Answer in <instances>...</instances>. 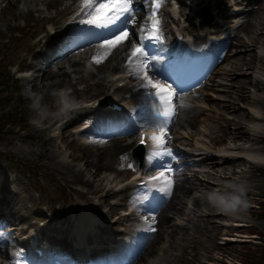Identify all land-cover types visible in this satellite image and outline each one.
Here are the masks:
<instances>
[{"label":"rangeland","instance_id":"rangeland-1","mask_svg":"<svg viewBox=\"0 0 264 264\" xmlns=\"http://www.w3.org/2000/svg\"><path fill=\"white\" fill-rule=\"evenodd\" d=\"M9 1L8 5H13L15 10L16 7L19 10V3L16 5L12 0ZM207 1L212 3L213 10L219 13L224 10L234 12L233 3L246 9L252 8L253 15L252 12H249V15L246 12L238 15L239 19L244 22L229 33L232 38L230 40H236L241 36L247 41L246 45L248 46L245 48L231 47L232 52L227 48L225 54L227 52V55L234 57L226 61L227 55H224L215 61L211 72L204 79V83L210 84L208 85L210 87L202 89L204 95L201 98L204 99L200 98L201 90H196L200 113L198 112V117L190 124L196 136L190 137L191 130L185 128V121L179 120L177 117L176 129L184 128L183 130L186 131L187 137L183 139L187 141V145H182L184 150L194 154H203L186 158L195 160V162L188 166L189 170L183 172L185 174H181L182 180H176L180 184L176 186L177 189L174 187L173 195L178 192V187L188 185L191 181L197 183L198 188L186 193L188 196L184 197V200H177L180 203L175 206L174 217H168L166 225L160 227L156 218L152 228H158L160 237L154 247L155 252L143 259L138 257V260L136 257L132 262L134 264H250L251 259L264 256V159L260 163L257 161V157H253L254 154L242 153L245 148L260 147L264 149V0ZM6 3L0 0V28L3 33L0 36V173L2 175L0 190L5 189L2 192L8 194L9 197L7 200L4 198L2 203H7L11 198L8 215L12 216L10 211L15 212L17 207H21L26 223L35 217L39 218L38 228H49L50 230L56 223L58 226L53 229L60 232L58 229L67 225L65 234L71 237L72 234L74 235L72 216L76 214L75 212L81 205L95 203L97 209L89 207L93 213L99 214L102 211L103 219H106L105 215L114 213L115 216L112 215L113 217L110 218H117L119 209H125L124 203L118 199L117 186L112 185L111 182L108 183V181L113 180L115 183L123 184L128 175L133 172V168L129 164V160L121 154L117 157H110L107 168L95 171L96 167L87 165L89 156L88 153L83 154L84 151H80L81 143H77V140L72 139V136L66 138V135L72 130L70 127H73V124H69L68 130L64 131L63 141L65 143L70 141L68 151L65 152L67 155L69 153V156H61V153L54 150L55 148L61 149L60 144L57 143V146L54 140L49 137L55 127L51 126L48 129L41 127L46 125V121L60 120L62 122L85 111L80 109L73 114H67L66 110L60 109L58 96L55 95L59 87L68 89L67 87L71 84L69 75L74 77L78 74L74 67L69 66L71 62L68 60L63 63V69H65L66 76L68 75L67 79L70 78V80L63 85H51L52 81L58 80V78L43 81L42 78L46 76H42V72L37 74L34 71L33 73L36 75L29 78L16 77L15 70L17 68L27 69L31 61L30 55L43 43V34H38V32L45 33L44 20L38 21L32 17L33 20L27 21L28 27L18 31L7 29L6 24L10 14L1 12ZM74 3L72 2L64 9L61 7V3L55 4L53 10L61 7L58 13L65 12L64 15H67L71 8L73 9ZM175 5L178 12L185 11L186 13L182 14V17L177 16L176 21L172 24L188 27L192 35H197L200 30L193 24L196 19L190 16L193 13V2L191 0H175ZM168 7L169 0L163 9L167 12ZM165 20L168 24L170 23V18L166 17ZM22 21V19L17 21L19 26ZM259 33L258 42L251 45V36L256 37V34ZM227 40L226 37L222 42ZM193 47H197L195 43ZM245 49L250 51L240 54ZM125 50L130 51L131 47ZM251 52L256 55V58L253 59L252 64L248 65L247 62L252 59ZM121 55L116 58L111 56L100 66V63L97 64V71L92 79L80 78L83 80L82 83L76 85L78 88H84L79 94L85 98L86 102L90 99V95L93 96L101 89L99 84H93L96 80H102V78H98L101 71L113 69V64H116V60ZM162 57L163 55L156 57L161 65ZM112 58L115 60H111ZM69 59L70 61L78 60L81 64L75 68L82 69L84 59L82 55L72 58L69 56ZM37 65L39 67L41 63L38 61ZM51 66L52 69H55V64H51ZM164 69L167 74V66ZM43 84H46V87H42ZM70 90H72L71 87ZM72 92L74 91L72 90ZM75 95L76 93L69 95L72 104L81 100ZM202 103H205L204 109ZM191 104L194 103L191 102ZM251 114H261L263 120L259 121L260 126L256 127L253 124L255 121ZM109 116L111 115L106 117ZM86 119L78 118L75 126H79ZM235 120L241 122L238 123ZM240 125L245 127L246 132L251 134L258 132V135L257 133L252 135V138L255 137L254 139L249 138V135H242L236 130ZM210 131L214 133H210ZM221 135L224 136L222 140L211 142L212 138L219 139ZM101 139L102 137H97L96 142L84 144L88 146L89 153L95 151L97 143H105ZM195 139L204 143L207 148L197 145ZM129 141L130 139L121 148L122 151L130 144ZM224 148L229 151H223ZM215 153L228 155L232 160L231 164H224L225 171L231 178H227V175L221 173L220 167H216L218 168L216 172L205 162V156L213 158L217 156ZM237 156L243 157V160ZM201 164L202 166H199ZM67 169H70L72 173H78L76 176L80 181L74 182L66 178L64 173ZM193 173L195 177L186 180ZM219 175L226 177L225 184L227 188L232 189L230 192L227 191L222 195L218 192V188L226 187L215 184L222 181L223 177L220 178ZM239 190L243 192L240 193ZM194 197H197L196 205L191 204ZM235 197L237 199L231 201V198ZM111 201L115 205H110ZM186 202L189 204L187 205ZM192 208H194V214L189 213ZM210 208L211 211H209ZM166 211L168 210L165 207L158 213L165 215ZM220 212H226L234 217L233 220L238 225L231 227L222 225V223H229V217L220 215ZM109 221L113 220L109 219ZM155 224L157 225L155 226ZM167 226L172 227L171 234L167 233ZM232 232L235 234L232 242L223 244L221 237Z\"/></svg>","mask_w":264,"mask_h":264},{"label":"bare ground","instance_id":"bare-ground-1","mask_svg":"<svg viewBox=\"0 0 264 264\" xmlns=\"http://www.w3.org/2000/svg\"><path fill=\"white\" fill-rule=\"evenodd\" d=\"M3 1H5L7 3L3 6V8L1 9V12L10 14V18L8 19V22L6 24V28L7 29H11L14 26H18L19 23H17V21L20 20V19L24 20L25 22H27L28 20H33L32 17L36 13H39V15H38L39 18L44 19L46 21H50V22L55 24V23L60 21V19L65 14V12H60L58 14H50V15L42 14V13H44L45 10H48L49 8H53V6L55 4H60L61 3V7L64 9V8H67L72 2L79 3V0H12L13 2H15L16 5L18 3H21V1L23 2V7L24 8L18 10L17 7H16V10H15L13 5H8V2H10L9 0H3ZM192 2L194 4L192 6L195 7L197 4H199V6L201 4L202 5L205 4L206 0H200V1H196V2L192 0ZM206 4H209L210 7H211V11L213 13V20H212L210 26H205L203 28L207 29V27H211L210 32L217 29V30L220 31L219 33H223V34H225V32L229 31L230 29L233 30V26L235 25L233 23V21L237 22L236 19L232 20V21L231 20L228 21L229 23L226 26H224L220 22L224 21L223 17H227L228 13H226L225 10L223 12H221V13H219V12L217 13V12L213 11L212 3H206ZM184 5L188 6L187 4H184ZM57 10L58 9H56V11ZM234 10H237V9H234ZM193 11L194 12L192 13V17H194L197 20L199 18L198 17V13H197L198 9L193 10ZM177 12L178 11H176V9H173V11H169L170 15H169L168 18L176 20L174 17H171V16L172 15H177ZM249 12H252V8H250L248 11H246V13L248 15H249ZM183 13L185 14L186 12L183 11ZM165 14L168 15V13L166 11H163V16ZM252 15H253V12H252ZM162 18L164 19L165 17H162ZM69 22L70 21H68V23ZM67 27H70V25L69 26L67 25V26H64V28H61V29H63V30H61L63 33H62V35H60V38L52 37L51 40L48 43L50 48L56 50L55 51L56 53H58V52L63 50V49H59L58 48L59 45H65L64 48L67 49V51L65 52V55L69 51H72V50L75 49V46H74L73 42H71L70 45H67L69 43L67 39L70 38L71 41L76 40V39H78L77 38L78 35H76V37L73 36L76 33V31L70 32L69 30H71L72 28L65 29ZM203 28L200 29V30L204 31ZM1 30L2 29L0 28V36H2V34H3ZM177 31L176 30H170V34L174 35V34L177 33ZM259 35H260V33L256 34V37L251 36V38H250L251 45H254V44H256L258 42V40L260 38ZM230 36L231 35H229L227 37L228 40L224 41V42H222L223 39L220 40V41H217V42H211V41H208V40H212V39L208 38L206 33L203 35L202 32H201V33H198L192 39V41L193 42H199V43L200 42H204V43H206L208 48H212V47L218 48L217 50L219 51V53H218V55H216V57H214V59H218L219 56H220V53H223V55L221 57H223L224 55H227V52L225 54V51H227V48H228V51L232 52L231 51V47H243V48H245V46H248V45H246L247 41H245L241 36H239V38H242V39L238 38L236 40H230V39H232ZM233 39H235V38L233 37ZM185 40H187V39L185 38ZM45 41H47V39ZM103 43H104V41L98 42V44H101V45H103ZM128 43H129V39L123 43V46H122V44L120 45V46H122L121 48H117L116 47V50H114L115 48H113V49H109L108 47L107 48L109 49L110 52L113 51V50L115 51L111 56L117 57L125 48H128ZM219 44H221V45H219ZM46 45L47 44H44V46H46ZM124 45H126V46H124ZM81 48H84V47H81ZM189 50H191V48L190 49H186V52L189 51ZM249 51H250L249 49H245V51L241 52L240 54L245 53V52L248 53ZM43 55H46V54L43 53V52L40 53L38 50L37 51L34 50L32 52V54L30 55L31 56L30 64H32L33 66H36V63L34 61H32V60H36L37 58H39L40 60H43ZM250 56L252 57V59H250L247 62L248 65L252 64L253 63V59L256 58V55L254 53H252V52L250 53ZM23 57H26V56H23ZM233 57L234 56L227 55L226 61H229V59L233 58ZM54 58L47 62L48 65L43 70L42 76H46L45 78H42L43 81L51 80L53 78H58V80L52 81L53 84L51 83V85H56V84L63 85L68 80H70V78H71V81H70L71 84L67 88L71 87V89L74 91V92H72V94L76 93L75 97H79V98H81V100L78 103L77 102L75 103V104H79L78 107L71 105L70 109L67 111V114H73V113L79 111L80 109H84L85 111L77 113V115L71 116L70 119H66V120H64L62 122H60V120H58V121L57 120L46 121L47 122L46 125H44L41 128L48 129L51 126H55V128L53 130V134L50 135L49 137H50L51 140H54V143L56 145H57V143H59L61 145V149L58 150V149L55 148L54 150L57 151L58 153H61V156H64V155H67V154H65V152L68 151V144H69V143L68 144L64 143L62 145L63 139H64V131L68 130V128H69L68 125L72 124V123H75L78 118H80V117L89 118L88 122H91L92 125H93L89 129V131H92L93 133H97L98 135H100L102 137L101 141H103V142L105 141V143H103V144L102 143H97V145H96L97 148L95 149V151H91L90 153L88 151V146L80 144L82 146L79 147V148H80L81 152L84 151L83 154H87L88 153L89 162L87 163V165H89V166L92 165V166L96 167L95 171L96 170L101 171L102 169H105V168H107L109 166V161L108 160H109L110 157H117V156H119L121 154L123 156L127 155V153H124L121 150V148L128 143L127 141L131 137L132 129L130 127L124 125V123L122 122L120 117L115 116L117 119L113 120V119H110V118L103 117V115L100 113L103 110H101V111H100V109H98V111L93 110L92 104L101 105L102 103H105L106 101L112 99V97L110 96L111 93L109 94V89L107 87L102 86L101 89L98 90L93 96L92 95L89 96L90 99L88 101H92V100L95 101L92 104H90L89 102H86L85 98H83V96L79 94L82 90L77 88L76 84L80 82V78H81L82 75L79 73V70L75 68L76 66H79V61L78 60L70 61L68 56L62 57L61 58L62 61H60V60L54 61ZM63 58H64V60H63ZM45 59H46V61L48 60V58H45ZM183 59H184V62H185L188 59V54H186V56H184ZM68 60H69V62H71V63H69V66L74 67V69H75V71L77 72L78 75L74 76V77H71V75H69L70 78L67 79L68 75L66 76L65 69H63L64 68L63 62H67ZM51 63L55 64L56 69L54 71H51V69H50ZM153 63H154V61L150 62V64H153ZM113 68L119 69V66L116 65ZM40 69L41 68H37L38 71ZM160 69H162V68H160ZM118 81H120V79L112 78L110 80V87H116V82H118ZM139 84H140V82H136L135 84L132 83L131 84V88L134 89L135 85H139ZM103 85H105V84L103 83ZM208 85H210V84L205 83L204 86L200 87V90H201L200 98L203 97V95H204V92L202 91V89L206 88V87H210ZM42 87H46V84H43ZM116 90H118L117 87L115 88L114 91H116ZM99 96H100V98L98 100H101L102 98H103V100L101 102L99 101L100 103H97L95 99L97 97H99ZM194 96H195L194 94H189L188 100L193 102L192 99L194 98ZM196 100H198V99H196ZM130 102H132V101H130ZM191 102L189 103L187 100H184V99L180 100L181 104L179 105L178 114L177 115H178L179 120L182 119L183 121H185L184 125L186 124V126H184V127L185 128H189L191 130L190 134H189L190 137H192V136L194 137V136H196V134L193 132L192 126L190 124L198 117V112H199L200 109L198 108L199 107L198 103L197 104L194 103L192 105ZM84 103H88V104H85L87 106H84ZM253 107L256 108V106H253ZM260 115L259 114H251L252 118L255 121L253 124L256 127L260 126L259 125V123H260L259 121L263 120V117L260 116ZM235 121L239 123L240 120H235ZM177 122L178 121L175 120L174 124L177 125ZM59 123H60V125L56 127V125L59 124ZM70 128H72V127H70ZM183 129H178V130L181 133L182 132H186ZM236 130H238L242 135H245V136L249 135V138H252V135H256V133L258 135V132L252 133V134L249 133V132H246L245 131V127L242 126V125L238 126V128H236ZM115 132H118V135H115ZM93 133H91V134H93ZM210 133H214V132L210 131ZM73 134L69 133L68 135H66V138H68L69 136H73ZM88 136L89 135H87L85 137H88ZM172 136L174 137V140L176 142L177 141L180 142V145H184V146L187 145V141L183 139L184 138L183 134H177V131H174ZM223 137L224 136L221 135V137L219 139L212 138L211 142L220 141V140L223 139ZM254 138H252V139H254ZM195 142H196L197 145L204 146V148H207L204 145V143L202 144L198 139H195ZM53 146L55 147V145H53ZM128 146L129 145H127V147L124 150H126L128 148ZM184 146H182V148ZM129 148H131V147H129ZM222 150L223 151H227V152L229 151V149H227V148H224ZM175 152L178 154V156H180L179 159H181L182 166L184 167V168H182V170H184V169L185 170H189L188 166L192 165L195 162V160L191 161L190 159H186V158H188V156L190 157L191 155H188V153L185 150L183 151L181 149H178L177 151L175 150ZM242 153H245V154L252 153V154H254L253 157H257L258 158L257 161L260 162V163H262V161L264 159V149H261L260 147H253L252 149L245 148V149L242 150ZM200 154H203V153L194 154L192 156L196 157L197 155H200ZM215 155H217V156L213 157V158H210V157L206 156L205 157V162L211 166L212 170H215L217 172L218 168H216V167L218 166V167L221 168L220 172L224 173L225 175H227V172L225 171L226 170V166H224V164H231L232 160L230 159V157L228 155H222V154H219V153H215ZM68 156H69V153H68L67 157ZM237 157L241 158L243 160V157H239V156H237ZM133 158H136V157L133 155ZM136 162L137 163L139 162L138 159H136ZM195 165H197V164H195ZM199 166H202V164L199 165ZM70 172H71L70 169H67L66 172L64 173V176H66V178H68L69 180L74 181V182L75 181H80V180H78V177L76 176V174H78V173H72V172L70 173ZM240 172H242V171H240ZM178 174H180V172H178ZM232 175H234V174L232 173ZM227 176H228L227 178H231L230 175H227ZM193 177H195L194 173H193L192 177H190V178L187 177L186 180L187 179H193ZM218 177H220V178L223 177V178H221L222 181L220 183H215V184L218 185V186H226V184H225L226 183L225 182L226 177L221 176V175H219ZM178 178H179V176H177V180H178ZM86 183H87V181H86ZM179 184L180 183L176 182L174 187L177 189L176 186L179 185ZM196 184L197 183H195L194 181H191V182H189L188 185H181L180 187H178V192L173 195V197L169 200L168 204L166 205V210H168V211L165 212V215L161 214V213H158L154 217H149L148 221L152 220L154 222V221H156V218H157V223H160V227L166 225L168 223V220H167L168 217L169 218H173L174 217L173 214L175 213V209H176L175 206L176 205L178 206V204L180 203V202H177V200L178 201L184 200V197L188 196V195H186V193H188L189 191H191L193 189H197L198 188L196 186ZM203 186H205V185H203ZM231 190L232 189L227 188V186L224 187V188H218V192L220 193V195H222V193H225L227 191L230 192ZM233 190H235V189H233ZM1 191H5V189L2 188ZM207 191H208V188H207ZM239 192L241 193L243 191L239 190ZM217 197L220 198L221 196H217ZM236 199H237V197L231 198V201L236 200ZM0 202H2L1 199H0ZM186 203H187V205L189 204V202H186ZM196 203H198L197 197H194L193 198V202L191 204L192 205H196ZM93 204L94 203L89 204V205H85V206L81 205L80 208H78L77 211L75 212L76 214L72 216V226H73V228H75L76 231L80 230V231H82L84 233L85 228L87 227V225L91 221V216H92L93 211L91 209H89V207L92 206ZM169 209H171V210H169ZM211 210L212 209L210 208L209 211H211ZM8 212H9V210H7V213ZM10 213H11L12 216H10V215L7 216L10 219H12L14 221H17V220L18 221L19 220L25 221L24 220L25 217L22 214L21 207H17L15 212H11L10 211ZM189 213H193L194 214V208H192L189 211ZM136 220H138V219H136ZM9 222H11V221L7 220L5 222V224H4V226H6ZM142 224H144V223H142ZM240 224H244V223H240ZM156 225L157 224H155V226ZM236 225H238V224H236ZM9 229H12V226H10ZM16 230H17V232H20V229L16 228ZM166 231H168L167 232L168 234H171L173 232V229H172L171 226H167L166 227ZM24 232L25 231H23V233H21L20 235L26 234ZM13 234L14 233L7 234L4 237V239L5 238H7V239L12 238ZM80 236L83 237L84 235L81 233ZM159 237H160V233L158 231V228L156 227L154 233L150 236V240H149L148 244H146V247L145 246H144L145 248L142 247L141 250L144 249L143 253H141V252L139 253V254H141L139 256V257H142L141 259H143L144 257H149L153 252H155L154 251V247H155L156 243L159 241ZM2 244H3V242L0 241V246ZM3 255L6 257L5 253L4 254L0 253V264H2L1 263V257ZM135 264H137V263H135Z\"/></svg>","mask_w":264,"mask_h":264},{"label":"snow or ice","instance_id":"snow-or-ice-1","mask_svg":"<svg viewBox=\"0 0 264 264\" xmlns=\"http://www.w3.org/2000/svg\"><path fill=\"white\" fill-rule=\"evenodd\" d=\"M86 15L90 19L82 21L88 25H92L98 29H105L111 32V35L104 40L102 46L113 49L123 44L129 39V25L134 24L132 16L135 11L134 0H83L82 5ZM152 11L148 19L150 25L147 29L142 28L141 31L148 33L146 39L159 41L160 34V20L157 18V11L161 7V0H151ZM139 60L140 65L135 71H143L141 80L143 81L142 87L145 89H153L148 93L153 97L156 104L154 108V122L151 127L155 130L148 136L153 144L156 146V151L153 152V156L167 155L172 156L170 148H165L167 143V125L175 115V107L173 99L176 93L171 90V85H162L159 81H154L147 72L149 67V58L145 51L143 40L137 45L135 41L132 42V49L128 57V64L131 66L134 61ZM93 62L96 64L102 63L101 58L93 57ZM144 143L142 138L140 141ZM163 150L162 152L160 150ZM167 172H171V168L166 169ZM166 175V172L162 171L159 176L152 177V180H159ZM166 187L160 188L159 192L166 195L171 194V188L173 181L168 179L165 181ZM149 231H155L154 228H149Z\"/></svg>","mask_w":264,"mask_h":264},{"label":"trees","instance_id":"trees-1","mask_svg":"<svg viewBox=\"0 0 264 264\" xmlns=\"http://www.w3.org/2000/svg\"><path fill=\"white\" fill-rule=\"evenodd\" d=\"M263 246H264V244H263ZM263 249H264V247H263ZM250 264H264V256L263 257H255V258L251 259Z\"/></svg>","mask_w":264,"mask_h":264},{"label":"water","instance_id":"water-1","mask_svg":"<svg viewBox=\"0 0 264 264\" xmlns=\"http://www.w3.org/2000/svg\"><path fill=\"white\" fill-rule=\"evenodd\" d=\"M206 16H208V13H206ZM208 21L207 20H204L202 23H207Z\"/></svg>","mask_w":264,"mask_h":264}]
</instances>
